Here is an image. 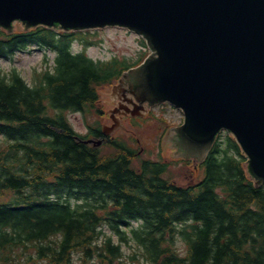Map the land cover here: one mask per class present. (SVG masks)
<instances>
[{
	"label": "trees",
	"instance_id": "trees-1",
	"mask_svg": "<svg viewBox=\"0 0 264 264\" xmlns=\"http://www.w3.org/2000/svg\"><path fill=\"white\" fill-rule=\"evenodd\" d=\"M84 34L42 26L0 30V57L33 43L56 53L55 71L32 84L14 71L0 74V134L15 140L6 156L0 152V198L10 196L0 203V247L58 236L55 246L37 245L49 264L67 263L74 250L108 258L118 246L109 238L103 247L93 245L98 226L121 234L136 220L141 228H131L132 235L155 264H264V184L248 177L232 137L210 150L198 183L179 185L163 176L167 163L146 160L135 168L136 149L112 139L100 150L62 114L47 113L49 105L60 111L94 106L96 87L127 67L117 59L94 62L84 52L72 54L69 41ZM175 237L184 242V255L174 250Z\"/></svg>",
	"mask_w": 264,
	"mask_h": 264
},
{
	"label": "water",
	"instance_id": "water-1",
	"mask_svg": "<svg viewBox=\"0 0 264 264\" xmlns=\"http://www.w3.org/2000/svg\"><path fill=\"white\" fill-rule=\"evenodd\" d=\"M13 20L141 34L154 54L124 75L135 79V100L184 110L176 132L185 156L202 159L218 131L229 130L256 185L264 180V0H0V26L10 31ZM171 131L159 151L177 157Z\"/></svg>",
	"mask_w": 264,
	"mask_h": 264
},
{
	"label": "rangeland",
	"instance_id": "rangeland-1",
	"mask_svg": "<svg viewBox=\"0 0 264 264\" xmlns=\"http://www.w3.org/2000/svg\"><path fill=\"white\" fill-rule=\"evenodd\" d=\"M20 22H15L14 29L21 28ZM95 34L90 36L91 43L85 45L86 53L88 56L99 59L107 60L112 57L125 58L127 60H136L139 58L143 51H148L146 46H143L141 38L126 29L119 27H106L102 29H96ZM83 43L79 40H75L72 43L73 50H81ZM55 53L44 46L28 47L22 51H17L11 54L7 58H0V71L7 73L15 69L20 73L28 82L33 78L35 70H43L51 68ZM111 87L104 88L100 91L101 99L105 104L106 110H111L112 102H116L120 96H116L114 93H110ZM108 108V109H107ZM153 114L159 115L162 118H166L169 123L178 124L182 120L181 111L174 109L168 104H161L155 106L151 110ZM152 112L150 114H152ZM95 112L82 113V112H67V118L71 126L79 133L85 134L88 131V124L95 126H101L102 124H109L110 120L108 117L103 120L100 116H96ZM152 116V115H151ZM147 116L142 121L139 128L131 126L129 119H124L123 124L127 130L117 129L114 135H118L124 138H128L130 135L137 136L142 143L144 153L141 155V159L152 158L158 159L163 154L164 158L169 159L170 156L168 148H163L162 153L159 151V140L164 133L166 126L163 121L159 119ZM121 119H118L120 121ZM159 123L161 127L156 125ZM140 125V124H139ZM160 128L161 133H160ZM134 129V130H133ZM133 130V131H131ZM6 143V140L0 136V145ZM139 158V159H140ZM180 163H175L170 166V171L167 175L175 178L177 181H184L188 171L186 168L181 167ZM191 169V167H189ZM106 235L110 234V231L103 228ZM115 242L121 244L122 254L114 260L112 264H152L145 260L137 247L136 243L132 240L121 241L120 238L114 236ZM178 248L182 247L180 241L176 242ZM28 254L30 255L28 256ZM33 253L30 252L29 248L21 249L19 259L21 264H44L41 260L36 259V262L32 259ZM97 259L88 258L86 263L82 260L79 253L72 256V260L69 264H97Z\"/></svg>",
	"mask_w": 264,
	"mask_h": 264
},
{
	"label": "flooded vegetation",
	"instance_id": "flooded-vegetation-1",
	"mask_svg": "<svg viewBox=\"0 0 264 264\" xmlns=\"http://www.w3.org/2000/svg\"><path fill=\"white\" fill-rule=\"evenodd\" d=\"M114 108H115V111L118 112L119 114L125 112V110L126 112L128 111V109L121 102L116 104Z\"/></svg>",
	"mask_w": 264,
	"mask_h": 264
},
{
	"label": "bare ground",
	"instance_id": "bare-ground-1",
	"mask_svg": "<svg viewBox=\"0 0 264 264\" xmlns=\"http://www.w3.org/2000/svg\"><path fill=\"white\" fill-rule=\"evenodd\" d=\"M123 96V98H125V96L124 95H122ZM120 105V104H119ZM259 187V186H258Z\"/></svg>",
	"mask_w": 264,
	"mask_h": 264
}]
</instances>
